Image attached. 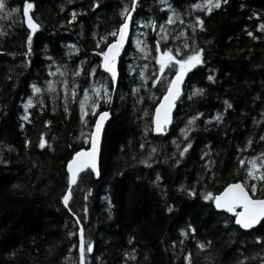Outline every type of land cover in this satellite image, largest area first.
<instances>
[{
	"label": "trees",
	"instance_id": "16d2710c",
	"mask_svg": "<svg viewBox=\"0 0 264 264\" xmlns=\"http://www.w3.org/2000/svg\"><path fill=\"white\" fill-rule=\"evenodd\" d=\"M124 1L130 4V0H99L100 6L93 9L92 0H74L72 4L68 0H32L31 14L40 29L33 35L26 61L23 53L28 51L29 29L21 13L7 15L12 7L19 8L22 0H5L7 8L0 12V33H4L0 35V160L8 163H0V264H73L77 236L69 238L67 234L79 226L60 197L67 187L66 162L75 150L85 147L77 139L85 128L80 123L77 104L69 102L66 116L60 99L49 100L45 92L35 97L37 107L29 110L31 123L24 122L23 130L19 117L22 103L31 95L30 85L45 87L50 61L47 57L64 65L69 82L81 61L86 68L89 59L98 65L100 58L94 51L99 49L93 33L98 38L118 26ZM169 2L183 12L194 0ZM139 3L134 15L149 14L156 20L165 15L153 0ZM72 10L82 14L69 24ZM202 18L205 31H197L195 39L205 49L206 65L188 74L172 123L163 135L151 131V114L166 84L153 88L149 81L147 91L141 89L133 95L123 71V56L129 46L122 51L116 87L121 93L111 94L107 108L112 117L105 126L101 177L82 174L73 187L70 202L77 217L83 216L82 209L87 207V219L82 220L81 226L85 237L94 244L89 264H185L183 257L188 253L191 264H237L241 252L250 258L246 264H260L264 258L262 246L253 239L259 233L249 236L234 224L226 226L227 214H217L199 198L200 190L216 192L238 179L239 158L264 152V142L259 140L264 135V33L256 30L264 22V0H229L222 9ZM184 19L190 22L191 18ZM247 31L262 38L253 40ZM73 44L78 51L68 55ZM211 69L216 70L214 83L206 79ZM75 80L82 87L87 77L82 74ZM193 86L205 91L189 100ZM138 97H143L140 104L136 102ZM40 100L45 103L43 109L39 107ZM144 101H148V115L142 117L140 108ZM224 101L232 108H227ZM102 109L106 108L101 106L99 110ZM195 113L203 115L189 132L192 147L173 167L170 157L178 150L172 141L183 145L179 130ZM220 113L222 122L216 123L212 117ZM254 119L258 123L254 124ZM46 120L51 121L47 128ZM88 121L92 123L94 117ZM42 132L51 143V150L35 146ZM249 138L253 145L238 156L237 147ZM25 139L32 142L27 148ZM152 148L155 153H151ZM205 151H210V155L201 159ZM144 159L152 165L150 168L140 163ZM207 161L212 162L210 171L205 169ZM157 174L161 176L159 187L151 183ZM181 184L195 187L197 196L178 191ZM108 200L112 204L111 218ZM166 203H174L179 211L167 213ZM188 223L196 229L195 233L180 237V229ZM130 237H134L131 245ZM198 241H211V246L201 251L196 247ZM133 248L136 259H126L124 253L132 254Z\"/></svg>",
	"mask_w": 264,
	"mask_h": 264
},
{
	"label": "snow or ice",
	"instance_id": "6c2138e0",
	"mask_svg": "<svg viewBox=\"0 0 264 264\" xmlns=\"http://www.w3.org/2000/svg\"><path fill=\"white\" fill-rule=\"evenodd\" d=\"M69 4L74 3V0H68ZM158 5H162L158 10L165 13L166 18L162 19V22H158L156 19L149 18L144 22L137 21L134 17V13L139 5V0H130V4L125 5L119 13L121 22L118 26L114 27L113 30L101 35L97 38L96 34L93 33V39L96 40V48L99 51H94V54L99 57L98 65H91L90 67H84V61H81L79 65L72 71L71 75L73 80L69 82L66 78L68 75L67 69L61 70V67H56L55 71H49V76L59 75L62 79L59 81L60 92L63 93L62 97L57 92L56 83L53 80H46L44 86H37L36 83L30 85L31 95L23 102L24 113L19 117L22 121L19 125L21 130L24 129L25 123H31V113L29 109L36 108L37 104L34 103V97H39L45 92L48 93L49 100L60 99L61 105L65 115L69 113V102L79 104V120L80 123L89 128L90 131L87 133L81 132L77 139L82 140L85 147H80L74 151V154L66 162L67 170V187L66 190L60 197V201L67 212L75 218V224L79 226L75 232L69 231L68 236L72 238L77 236V243L73 245L77 249L76 257L73 260V264H89V256L94 251V244L91 239L85 237V230L82 225V220L87 219V207L82 209L83 216L77 217L76 211L73 210L71 201L73 200V186L77 185L78 179H82V174H89L96 178H100L102 174L101 169V157L103 152V137L105 132L106 121L110 119V113L107 110H99L102 104H110L112 97L111 92L118 86L119 81V67L118 58L120 57L121 50L124 48L125 43L128 41L130 36V27L135 24L141 28H151L155 33L156 37L153 39V48L141 40L135 41L136 49L142 54L141 58L147 60L149 55L155 62L156 71L151 76L146 75L147 63L139 67L138 77L140 83L137 87L132 88V94L136 95L141 89L147 91V85L149 81L151 86L155 88L158 83H165L166 87L162 94V98L157 101L154 106V112L151 114V131L163 135L167 132L168 126L172 123V109L175 106V101L181 97L182 84L184 83L185 77L193 72L194 69L203 67L206 65L204 58L205 49L200 47L196 42L197 31H205V21L202 18L211 15L216 10H220L223 6L229 3V0H194L190 3L183 12L177 11L169 0H156ZM100 6L99 0H92L91 7L96 9ZM243 8V5H241ZM7 5L5 0H0V12H5ZM34 9V3L32 0H22V5L18 7H12L8 16L17 12L21 13L23 22L29 29L27 35L28 51L23 53L26 61L31 53V44L33 35L40 29V24L32 15ZM63 11V9H61ZM200 13V14H196ZM82 13L77 10H72L69 13L68 23L72 24L77 20L78 15ZM202 14V15H201ZM257 19H260L257 13L252 14ZM184 17H190V22L185 21ZM6 18V17H5ZM179 23L181 26L180 31L175 35H172L167 26L176 25ZM159 29V31H157ZM186 29L190 30V34ZM258 32L264 33V22L257 25ZM4 35V33H0ZM247 35L253 40L261 39L262 37L254 35L252 31H247ZM109 37L111 39H109ZM179 40L180 43L176 47H170L169 41L175 42ZM164 42L163 47L161 42ZM103 44V47H101ZM72 52L68 55H72L78 51L75 45L70 46ZM8 55H14L8 53ZM53 64L55 61L52 57H47ZM90 63V62H89ZM98 71H102L106 74V77L92 82ZM136 71L135 68L129 66V74ZM215 69L210 70V74L207 75L206 79L209 82H215ZM166 73H174L171 78ZM86 76L88 87L81 89V86L76 83L75 78L81 75ZM11 79V77H9ZM203 88H196L193 86L189 100L194 97L202 96L204 94ZM82 92V95L80 94ZM152 97L149 96V99ZM143 97H138L137 103L142 102ZM227 108H232V105L228 101H224ZM39 107L43 109L45 103L43 100L39 101ZM53 112L56 111L54 106ZM145 115H148L147 109L144 110ZM91 114L94 117V122L89 123L86 117ZM202 113H195L188 120L184 128H181L180 134L183 140V145L177 140H173L172 143L178 150L173 154L170 159L173 160V167L179 165L181 160L185 157L186 153L192 147L189 132L192 131V126L202 116ZM261 118L264 119V112L261 113ZM223 114H217L212 117L216 123L222 122ZM209 123L210 121H204ZM253 123H258L255 119ZM51 124V121H44V126L47 128ZM147 132V129H145ZM55 139V137H53ZM259 140L264 142V135H260ZM32 142L28 139L24 140V146L27 148ZM254 141L249 138L242 147H237V154L247 152L253 145ZM40 149H52V145L45 138V134L42 132L38 137V142L35 145ZM207 147V146H206ZM140 148H144V144L140 145ZM156 149L152 148L151 153H155ZM151 153L149 154L151 156ZM210 155V151H205L201 156V159ZM0 163L7 164L8 161L0 160ZM140 163L144 164L145 167H151L152 165L148 160H141ZM212 166L211 161L205 163V169L210 171ZM237 173L239 178L234 182L227 183L223 186L222 190L213 192L200 190L199 198L206 202L210 208L215 209L217 214H227L226 226L234 224L239 230H243V234L251 236L254 232L259 233L253 237L254 243L262 246L264 250V152L257 155H252L248 158H239L237 160ZM161 176L157 174L155 179L151 181L153 185L159 187ZM178 191L185 192L189 197L197 196L198 190L195 187H185L181 184ZM91 189H89V195ZM87 196H85V200ZM107 199V197H105ZM111 201L108 200L109 218H111ZM165 211L169 214H174L179 211L176 205L165 204ZM196 229L191 223H188L185 228L180 229V237H188L190 234H194ZM134 237H130L128 244H133ZM180 243L183 244L184 240L181 239ZM175 246V242H173ZM211 246V241L196 243L197 249L204 251ZM71 251V249H69ZM135 248L132 249V254L125 252L124 257L126 259L135 260L136 256ZM256 257H252L255 259ZM95 259H99L96 257ZM250 258L244 256L241 252V258L238 259L237 264H246ZM183 260L185 264H191V253L184 255ZM260 264H264V258L260 260Z\"/></svg>",
	"mask_w": 264,
	"mask_h": 264
},
{
	"label": "rangeland",
	"instance_id": "374dc122",
	"mask_svg": "<svg viewBox=\"0 0 264 264\" xmlns=\"http://www.w3.org/2000/svg\"><path fill=\"white\" fill-rule=\"evenodd\" d=\"M153 2L156 3V0H153ZM128 4L129 3L127 1H124V6L125 5H128ZM139 6H140V3L138 5V7ZM160 7H162V5H159V8ZM134 17H135V19L137 21H140L142 23V22L148 20L149 18H152L153 16H150L149 14H137V15H134ZM163 18H166V16L165 15L162 16L157 21L158 22H162V19ZM152 19H154V18H152ZM167 27L169 28V30H170V32H171L172 35H175L176 33H178L180 31V28H181V26L179 25V23H177L176 25L167 26ZM131 28L132 29H131V32H130V38H129V42L127 44V46H129V49L126 51V53L123 56V71H124V75H125V79L124 80H127L128 85H129V90L132 93V88L137 87L138 84L140 83L139 77H138V71H139V67L140 66L144 65L145 63H147L148 67H147V69L145 71H146V75H148V76H151V74L156 71L155 62L152 59L151 55H149V57H148L147 60L142 59L141 58L142 54L139 53L137 51V49H136L135 41L137 39L138 40H141V41H144V42H146L149 45L150 48H153L154 47L153 46V39H155L157 37H156L155 33L152 31V29L150 27L149 28H141V27H138L137 25L133 24L131 26ZM187 30L188 29H186V31ZM157 31H159V29H157ZM179 43H180L179 40H177L175 42L169 41V46L170 47H176ZM163 44H164V42L162 41L161 42L162 47H163ZM68 50H69L68 51V53H69L70 50H72V48L69 47ZM89 62L90 63H88V67H90L91 65H95V64H93L92 60H90V59H89ZM96 65H97V63H96ZM130 65L132 66V68H135L136 69V71L132 72L131 75L129 74V66ZM58 66L61 67V70L62 71L65 70L63 64H57V63L53 64L52 62L50 63V61L47 63L48 70H47V78H46V80L47 79L48 80H53L56 83L57 90L60 91L59 81L62 78L59 75H57V76H49L48 75V72L49 71H55V68L58 67ZM166 75H168V77L170 78L171 73H166ZM105 77H106V74L105 73H103L102 71H98L97 74H96L95 79L92 82L94 83V82L99 81V80H101V79H103ZM158 85L160 86V83H158ZM159 86H157V87H159ZM45 87H46V84H45ZM84 87H88V83L87 82L85 84H83V86L81 87V89L84 88ZM117 92L121 93V91H119V88H115V90L112 91L111 94H113V96H114ZM29 93H31V90H30ZM60 93L63 95L62 92H60ZM80 94L82 95V92ZM29 96L30 95H28L27 97H29ZM33 99H34V103H35V101H36L35 100V97ZM26 100H27V98L24 101H26ZM76 104H77V107H78V110H79L78 101L76 102ZM22 105H23V103H22ZM109 105L110 104H107V105L102 104L101 106H103L104 108H108ZM147 105H148V101H144L143 103H141V108H140V113L141 114L140 115L142 117H144V115H145L144 110L145 109L148 110ZM22 109H23V106H22ZM23 113H24V109L22 110L21 115H23ZM90 117H92L91 114H89L86 117V119L89 120ZM88 131H90V129L85 127L82 132L87 133Z\"/></svg>",
	"mask_w": 264,
	"mask_h": 264
},
{
	"label": "water",
	"instance_id": "95a60500",
	"mask_svg": "<svg viewBox=\"0 0 264 264\" xmlns=\"http://www.w3.org/2000/svg\"><path fill=\"white\" fill-rule=\"evenodd\" d=\"M25 24V23H24ZM25 26H26V24H25ZM27 27V26H26ZM130 32H131V27H130ZM129 38H130V36H129ZM128 42H129V39H128V41L125 43V46L128 44ZM125 46H124V48H125ZM123 48V49H124ZM123 49L121 50V54H120V57H121V55H122V51H123ZM120 57L118 58V65H119V59H120ZM174 73H172L171 75H173ZM188 76V75H187ZM187 76L185 77V80H184V83L182 84V86H181V88H182V94H183V88H184V85H185V83H186V80H187ZM170 78H171V76H170ZM182 94H181V96H182ZM162 98V95L160 96V98H159V100ZM179 99L180 98H178L176 101H175V106H174V108L172 109V113H171V116H172V119H173V112H174V110H175V108H176V104H177V102L179 101ZM158 100V101H159ZM155 106V105H154ZM102 110H107V111H109V113H110V119L108 120V121H106V124H105V126L107 125V123L111 120V117H112V114H111V111L109 110V109H102ZM153 112H154V107H153ZM95 119V118H94ZM94 122V121H93ZM171 125V124H170ZM169 125V126H170ZM168 126V127H169ZM151 128H152V125H151ZM153 132V131H152ZM155 135H159V134H157V133H155V132H153ZM74 154V153H73ZM95 179H98V178H96V177H94ZM75 186V185H74ZM73 186V187H74Z\"/></svg>",
	"mask_w": 264,
	"mask_h": 264
},
{
	"label": "bare ground",
	"instance_id": "6f19581e",
	"mask_svg": "<svg viewBox=\"0 0 264 264\" xmlns=\"http://www.w3.org/2000/svg\"><path fill=\"white\" fill-rule=\"evenodd\" d=\"M132 26V25H131ZM132 29V28H131Z\"/></svg>",
	"mask_w": 264,
	"mask_h": 264
}]
</instances>
